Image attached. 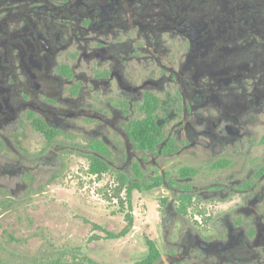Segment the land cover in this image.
Returning <instances> with one entry per match:
<instances>
[{
	"label": "flooded vegetation",
	"instance_id": "obj_1",
	"mask_svg": "<svg viewBox=\"0 0 264 264\" xmlns=\"http://www.w3.org/2000/svg\"><path fill=\"white\" fill-rule=\"evenodd\" d=\"M69 152L157 196L132 264H264V0H0V264H110Z\"/></svg>",
	"mask_w": 264,
	"mask_h": 264
},
{
	"label": "rangeland",
	"instance_id": "obj_2",
	"mask_svg": "<svg viewBox=\"0 0 264 264\" xmlns=\"http://www.w3.org/2000/svg\"><path fill=\"white\" fill-rule=\"evenodd\" d=\"M64 167L66 172L59 179L58 192L64 194L70 209L76 211V193L82 190L84 204L89 211V216L98 221H117L118 226L110 230L117 233L125 225L124 214L118 211L117 205L110 199L112 192L106 185V179L93 180L86 173L87 164L77 153L69 152L65 156ZM83 188L85 191H83ZM111 190V189H110ZM135 214L129 212L132 224L125 235L112 239L109 236L99 235L103 248L101 255L103 262L110 264H132L143 258L148 249L147 240L160 244V214L158 198L155 194L148 193L133 200ZM133 208H129L131 211Z\"/></svg>",
	"mask_w": 264,
	"mask_h": 264
},
{
	"label": "trees",
	"instance_id": "obj_3",
	"mask_svg": "<svg viewBox=\"0 0 264 264\" xmlns=\"http://www.w3.org/2000/svg\"><path fill=\"white\" fill-rule=\"evenodd\" d=\"M150 117H151V116H148L147 119H146L145 121H146V122H149L150 119H148V118H150ZM92 159H93V162L90 164L89 172H90V173H98V174H100L101 172H103V171H104V167H105V165H104L101 161H99L98 159H96V158H92ZM117 190L119 191V188H118ZM117 190H116V191H117ZM128 200H129V207H131L130 193H129V198H128ZM126 219H127L129 225L126 226V228H125L124 231L121 233V235L125 234V233L128 231V229L130 228L131 224H132V219H131V217H130L129 214L126 216ZM119 235H120V234H119ZM147 245H148V248L153 249V250H156V244H155L154 241L148 239V240H147ZM155 255H156V251H154V252L151 253L150 260L138 261V262H136L135 264H150L151 259H152Z\"/></svg>",
	"mask_w": 264,
	"mask_h": 264
},
{
	"label": "water",
	"instance_id": "obj_4",
	"mask_svg": "<svg viewBox=\"0 0 264 264\" xmlns=\"http://www.w3.org/2000/svg\"><path fill=\"white\" fill-rule=\"evenodd\" d=\"M67 148H70V149H76L74 147H67ZM77 150V149H76ZM86 154H92V155H96L97 157L101 158L102 160H105L101 155H99L98 153L96 152H92V151H87ZM106 161V160H105Z\"/></svg>",
	"mask_w": 264,
	"mask_h": 264
}]
</instances>
